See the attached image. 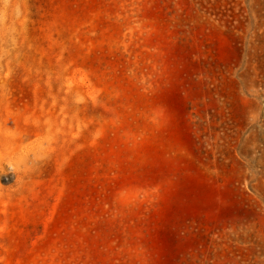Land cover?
I'll list each match as a JSON object with an SVG mask.
<instances>
[{"label": "rangeland", "instance_id": "rangeland-1", "mask_svg": "<svg viewBox=\"0 0 264 264\" xmlns=\"http://www.w3.org/2000/svg\"><path fill=\"white\" fill-rule=\"evenodd\" d=\"M0 264H264V0H0Z\"/></svg>", "mask_w": 264, "mask_h": 264}]
</instances>
